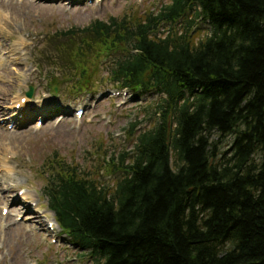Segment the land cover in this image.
I'll return each instance as SVG.
<instances>
[{
    "label": "trees",
    "instance_id": "trees-1",
    "mask_svg": "<svg viewBox=\"0 0 264 264\" xmlns=\"http://www.w3.org/2000/svg\"><path fill=\"white\" fill-rule=\"evenodd\" d=\"M77 32L65 36L83 37L82 58L118 53L109 83L162 98L148 129L131 125L132 151L105 161L111 182L45 164L43 195L74 246L93 264H264V0H168ZM88 69L82 91L101 81Z\"/></svg>",
    "mask_w": 264,
    "mask_h": 264
},
{
    "label": "rangeland",
    "instance_id": "rangeland-1",
    "mask_svg": "<svg viewBox=\"0 0 264 264\" xmlns=\"http://www.w3.org/2000/svg\"><path fill=\"white\" fill-rule=\"evenodd\" d=\"M167 1L0 0V61L4 63L0 75L16 71L20 77L0 79V264H92L60 235L41 194L47 183L41 171L58 156L61 163H79L87 175L112 181L117 175H107L104 154L110 159L132 151L131 125L145 120V108L159 97L134 98L126 90L112 87L106 59L89 66L99 71L101 81L96 85L93 79L95 91L86 93H80L68 72L53 68L56 77L64 78L59 86L53 83L49 66L37 64L45 54L53 55L49 48L52 38L97 20L144 18ZM201 32L203 39L208 31L204 27ZM97 56H91L92 62ZM17 62L25 65L16 66ZM30 86L35 88L33 98L20 110H12ZM81 108L84 114L77 118ZM149 126L145 122L140 128Z\"/></svg>",
    "mask_w": 264,
    "mask_h": 264
},
{
    "label": "bare ground",
    "instance_id": "bare-ground-1",
    "mask_svg": "<svg viewBox=\"0 0 264 264\" xmlns=\"http://www.w3.org/2000/svg\"><path fill=\"white\" fill-rule=\"evenodd\" d=\"M4 63L2 62V61H0V65H3ZM18 64H22L21 62H18ZM6 76L8 77V78H10V77H15V79H17V80H20V77H19V75L16 73V71H9L8 72V74H1L0 75V79L1 80H5L6 79Z\"/></svg>",
    "mask_w": 264,
    "mask_h": 264
},
{
    "label": "water",
    "instance_id": "water-1",
    "mask_svg": "<svg viewBox=\"0 0 264 264\" xmlns=\"http://www.w3.org/2000/svg\"><path fill=\"white\" fill-rule=\"evenodd\" d=\"M30 95V94H29Z\"/></svg>",
    "mask_w": 264,
    "mask_h": 264
}]
</instances>
